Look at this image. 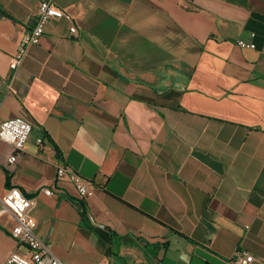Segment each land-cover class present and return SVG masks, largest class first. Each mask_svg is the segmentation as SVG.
Masks as SVG:
<instances>
[{
    "label": "crops",
    "instance_id": "crops-1",
    "mask_svg": "<svg viewBox=\"0 0 264 264\" xmlns=\"http://www.w3.org/2000/svg\"><path fill=\"white\" fill-rule=\"evenodd\" d=\"M39 1L0 0V117L32 124L15 162L0 140V206L32 197L64 264H264V0H51L63 16L17 61ZM14 222L0 264L29 253Z\"/></svg>",
    "mask_w": 264,
    "mask_h": 264
},
{
    "label": "built area",
    "instance_id": "built-area-1",
    "mask_svg": "<svg viewBox=\"0 0 264 264\" xmlns=\"http://www.w3.org/2000/svg\"><path fill=\"white\" fill-rule=\"evenodd\" d=\"M63 14L62 9L51 0L39 1L35 23L19 38L15 54L17 61H21L31 45L40 42L47 22L51 18L61 17ZM71 31H75L74 26ZM237 43L243 47L251 46L249 42L242 39H238ZM31 130V122L23 117L16 116L6 119L0 117V140L11 144L14 148L8 158L9 162L16 161L19 153L24 149ZM42 143L43 139L38 138L37 144L40 146ZM56 173L58 178H66L71 181L80 197L86 198L93 194L95 188L93 180L85 178L70 166L60 163ZM43 191L46 194L52 193L48 187L43 188ZM32 205L33 198L15 186L10 187L2 197L0 215L9 213L14 217L15 222L10 233L19 243L26 245L29 251L28 254L13 251L3 264H64L60 258L49 251L47 245L37 236L35 232L37 222L31 212ZM256 260L255 255L243 249L236 250L229 258L233 264H255ZM262 260L264 261V256Z\"/></svg>",
    "mask_w": 264,
    "mask_h": 264
}]
</instances>
